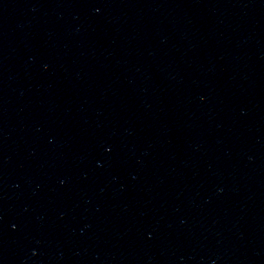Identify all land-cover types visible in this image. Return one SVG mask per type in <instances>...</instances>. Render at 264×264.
Segmentation results:
<instances>
[{
    "label": "water",
    "instance_id": "1",
    "mask_svg": "<svg viewBox=\"0 0 264 264\" xmlns=\"http://www.w3.org/2000/svg\"><path fill=\"white\" fill-rule=\"evenodd\" d=\"M0 264H264V0H0Z\"/></svg>",
    "mask_w": 264,
    "mask_h": 264
}]
</instances>
